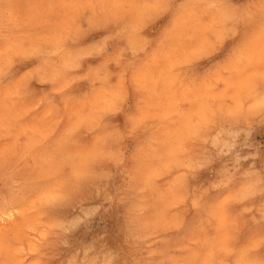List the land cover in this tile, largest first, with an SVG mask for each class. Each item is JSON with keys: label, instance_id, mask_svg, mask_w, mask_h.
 <instances>
[{"label": "snow or ice", "instance_id": "1", "mask_svg": "<svg viewBox=\"0 0 264 264\" xmlns=\"http://www.w3.org/2000/svg\"><path fill=\"white\" fill-rule=\"evenodd\" d=\"M63 7L86 24L71 37L35 43L22 53L7 34L0 36L5 100L39 96L57 113H67L22 190L8 177L3 181L11 199L30 202V212L52 225L41 233L39 247L25 248L8 237L12 258L0 264H264V0L202 6L184 0H72ZM199 7L214 17L200 15L203 27L185 42L178 65L204 94L189 104L175 103L176 119L159 140L166 163L146 173L144 82L152 65L171 59L163 47L168 34L189 9ZM133 15L137 34L151 38L142 47H155L142 63L133 58L123 64L120 57L129 45L119 47L122 41L114 39L119 34L109 25ZM53 44L86 45L72 64L78 82H65L67 60L57 67L45 55ZM105 44L114 50L103 65L115 60L118 68L97 86L100 78L83 57ZM176 68L172 62L170 72ZM125 71L132 72L126 91ZM14 126V120L0 117V169L5 171L18 156ZM157 178L166 182L162 189ZM141 185L159 193L161 207L152 221L145 219L146 205L137 195L144 191ZM169 228H178L185 239L194 237L193 247L185 246L186 257L168 255L165 247L160 252L165 258L155 259L154 251L143 247L144 234Z\"/></svg>", "mask_w": 264, "mask_h": 264}, {"label": "rangeland", "instance_id": "2", "mask_svg": "<svg viewBox=\"0 0 264 264\" xmlns=\"http://www.w3.org/2000/svg\"><path fill=\"white\" fill-rule=\"evenodd\" d=\"M71 2L72 0H0V36L7 34L9 43L22 53L32 51L35 43L54 42L62 36L71 37L76 33L77 28L86 26V24H80L79 21L75 20V10L63 7V5ZM126 2H143V0H126ZM184 2L202 6L211 2H218V0H184ZM201 14L208 15L209 21L214 17L212 10L204 7L189 9L187 15L181 18L175 31L168 34V38L163 44V47L172 53L171 59L152 65L148 71L149 75L145 79L140 98L147 117L146 131L141 140L144 153V171L146 173L155 166L166 163L161 159L164 149L159 140L160 135L165 131V126L171 127L176 119L174 115L176 112L175 103L182 101L189 104L197 95L204 94L202 90H198L188 82L184 74L180 72L178 65L186 53L185 42L194 37L203 27L199 19ZM135 23V16L133 15L118 24L109 25L112 32L119 34L114 37L118 42L122 41L119 43V47L123 48L125 44L129 45V50L120 57L123 64H128L133 58L142 63L140 60L151 56L155 47H142L143 40L146 38L150 40L151 38L138 35ZM97 31L103 32V29H97ZM149 31L152 30L149 29ZM108 34L105 33V35ZM96 39H102V37L97 36ZM88 43L93 42L88 41ZM85 47L86 45L78 44L75 48L61 49L53 44L46 49L45 55L57 67H62L67 60L68 67L64 71L68 75L65 82L76 83L78 82L76 77L80 73L72 64L74 58L80 54L79 50ZM113 50V47L105 44L104 48L97 47L95 49V55L83 57L92 64L96 70L95 74L100 78L97 80V86L104 78L111 80L117 71L118 65L115 60L110 64L103 65ZM172 62H177L175 72H170ZM101 65L103 67H100ZM120 70L123 71L122 65ZM131 78L132 72L125 71L122 80L125 91L128 85L132 83ZM0 117H7L15 121L14 136L17 138L18 151V156L7 170L0 169V247L4 249L3 253H0V260H7L12 258L8 255L7 250L8 237H12L18 242L22 241L25 248L29 245L39 247L41 233L48 229L52 222L41 219L38 214L31 213L30 202L19 198L11 199L3 181L5 177H8L10 181L14 182L17 189L22 190L24 184L31 178L30 174L41 163V154L51 146L52 138L56 135V129L65 124L67 113H57L53 110L52 105L41 101L39 96H10L5 100L3 93L0 92ZM0 135H3L2 128H0ZM225 163L228 162L225 161ZM241 163L243 164V161ZM247 163L251 164L253 161L249 160ZM235 171L239 172L240 169L237 168ZM174 175L175 169L172 171V176ZM168 179H171V176ZM157 184L160 185L161 189L166 186L163 178H157ZM141 187L144 186L141 185ZM137 195L146 205L145 219L154 220L161 207L158 198L159 193L154 192L149 186L144 187V191L138 192ZM173 210L175 211V206ZM116 231H120L118 226ZM177 233L179 234L177 235ZM100 234L101 236L104 235L102 231ZM144 235L147 238L142 242L143 247L154 251L155 256L153 258L155 259L165 258L160 255L165 247L170 249L168 255L175 254L178 257H186L185 246L192 248L195 240L194 237L185 239L184 234L178 228H169L166 231L145 233ZM144 255L147 258V251ZM195 258L193 257V259ZM202 258L200 257V259Z\"/></svg>", "mask_w": 264, "mask_h": 264}, {"label": "bare ground", "instance_id": "3", "mask_svg": "<svg viewBox=\"0 0 264 264\" xmlns=\"http://www.w3.org/2000/svg\"><path fill=\"white\" fill-rule=\"evenodd\" d=\"M11 11V10H10ZM3 13V12H2ZM38 32V31H37ZM45 32H46V29H45ZM42 33V32H41ZM144 59L140 60L141 62H143ZM149 75V73H147V76ZM146 76V77H147Z\"/></svg>", "mask_w": 264, "mask_h": 264}]
</instances>
